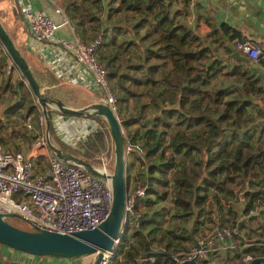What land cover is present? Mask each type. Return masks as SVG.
<instances>
[{
	"label": "trees",
	"instance_id": "1",
	"mask_svg": "<svg viewBox=\"0 0 264 264\" xmlns=\"http://www.w3.org/2000/svg\"><path fill=\"white\" fill-rule=\"evenodd\" d=\"M176 2L62 1L78 37L84 42L98 36L103 38L98 56L109 70V82L118 100L119 118L131 148L127 164L128 190L138 185L147 186L145 197H140L136 204L137 211L143 214L140 227L137 228L129 217L119 245L123 264L137 258H148L142 264H170L169 256L155 253L154 249L162 246L168 254L183 252L185 245L182 243L192 242L194 235L200 232V220L195 222L193 231L190 228L182 233L163 230L157 220L161 213L149 209L157 203L151 195L165 200L172 194L173 203L181 210L180 216L187 221L203 216L209 196H214L222 207L220 198L237 196L243 199L241 194L249 185L250 191L244 200L250 199L244 203L239 216L230 208L226 214L221 212L218 217H209L217 228L239 220L243 233L246 221L256 217L241 220L252 207L251 201L256 196H264V191L252 190L264 182V138L260 140L257 128H251L252 122L260 115L264 116V98L259 102L251 98L264 97L258 75L259 64L264 69V57L259 59L258 66L256 63L231 66L229 62L234 50L226 46L225 57L216 58L210 65L207 61L216 46L207 45L205 39L186 23L192 0ZM0 19L16 46L22 48L18 28L10 25V16ZM221 29L226 41H249L229 24H222ZM217 34L218 31L213 30L208 35L213 38V43L217 41ZM24 55L29 64L38 60L28 53ZM9 60L11 58L0 42V100L8 92L16 98L7 107L4 118H0V141L5 144L4 133L12 116L24 119L28 114L41 113L28 84L21 80L13 84L3 77ZM223 68H229L223 76L234 79L236 88L210 80ZM58 93L60 95L55 93L58 100L73 105L63 98L69 95L66 89ZM56 113L60 112L48 109L49 132L59 148L99 166L103 153L110 152L111 148L112 135L106 120L87 116L97 121L98 128L72 146L58 136L53 123ZM260 129L264 132L263 121ZM141 153L146 161L140 158ZM137 163L145 169L139 167L137 171ZM211 189H215V194L210 192ZM260 211L264 215V208ZM211 212L214 211H207L208 214ZM232 213L234 220L226 216ZM261 226L264 228V224ZM262 252L256 247H242L229 255L233 256V263L250 264L243 261L244 257L247 254L258 256ZM78 259L70 258L68 264H76Z\"/></svg>",
	"mask_w": 264,
	"mask_h": 264
},
{
	"label": "built area",
	"instance_id": "2",
	"mask_svg": "<svg viewBox=\"0 0 264 264\" xmlns=\"http://www.w3.org/2000/svg\"><path fill=\"white\" fill-rule=\"evenodd\" d=\"M50 1L54 13L35 10L30 2L22 4L18 11V20L30 38L31 51L41 58L61 83L81 87L95 94V103L109 106L119 118L118 100L109 82V70L98 56L99 47L103 42L102 36L84 42L78 37L71 19L65 13L62 1ZM63 27L69 29L72 39L60 32ZM237 45L253 62H258L264 57L263 47L257 43L247 41L238 42ZM8 66L9 72L15 70L13 63ZM53 123L58 136L72 146L98 128V123L93 118L70 116L61 112L54 114ZM75 124H78L75 129H69ZM24 125L35 136L32 144L34 155H41L50 150L46 114L37 117L32 113L28 114ZM129 145L128 153L131 150ZM139 155L146 161L142 153ZM110 161L111 157L104 152L102 163L99 165L103 166L98 170L106 175L112 174L108 170ZM146 189L147 186L138 185L130 190L127 196L126 213L128 218L133 219L137 228L140 227L142 213L137 211L136 204L140 197H145ZM251 203L252 207L243 218L262 213L260 209L264 208V196H256ZM112 207L113 188L108 177L97 176L77 163L59 159L55 154L49 158L48 166L40 167L23 151L6 150L0 144V212L15 214L14 217L21 218L28 226L27 229L70 234L96 229L109 217ZM9 218L12 217L7 219ZM240 224L238 220L223 228L196 233L192 247L186 252L168 254L165 247L160 246L156 253L169 256L171 264H189L191 260L198 264H222L225 251L238 250L243 246L241 242L234 243L233 239L238 235L244 240V247H264V238L255 237L248 240L241 231ZM121 239L122 237L115 240L113 250L103 252L100 264L120 262ZM1 246L0 244V258L4 260ZM262 251L258 256L264 257V249ZM98 254L99 251L94 254L96 258ZM21 255L29 258V261L22 263L51 264L48 257H37L25 252H21ZM254 257L247 254L244 261L251 262ZM146 260L148 258H137L128 264H142ZM8 261L11 260L5 262Z\"/></svg>",
	"mask_w": 264,
	"mask_h": 264
},
{
	"label": "water",
	"instance_id": "3",
	"mask_svg": "<svg viewBox=\"0 0 264 264\" xmlns=\"http://www.w3.org/2000/svg\"><path fill=\"white\" fill-rule=\"evenodd\" d=\"M169 3L176 4V0H166ZM0 42L5 48L14 63L19 69L22 76L28 83L31 91L37 101L44 108V112L48 117L47 105L54 103L57 110L63 114L87 117L99 116L106 120L111 131L114 146V168L113 173L106 175L98 170L94 164L84 158L74 156L73 154L56 147L50 140V147L55 155L64 161L77 163L86 168L91 173L108 177L112 181L113 188V207L109 217L100 225L99 228L83 230L74 233H61L48 230H30L19 227L10 222L7 218L14 217L15 214H4L0 212V244L11 247L17 251L25 252L37 257H55L57 259L81 258L86 255H94L99 251L97 258L93 264H100L104 251H111L114 248L115 240L122 237L125 231L128 216L126 213V201L128 196L127 186V138L123 130L120 119L105 104L93 103L83 108H74L61 102L56 97H49L43 91L36 78L26 56L16 46L10 34L0 20ZM240 58L248 60L239 51H235L231 58ZM52 107V106H51ZM49 125V117H48ZM250 191V186L242 192V198ZM193 231V230H192ZM0 264H26L22 262L12 261ZM189 264H198L195 260L189 261ZM250 264H264V257L255 256Z\"/></svg>",
	"mask_w": 264,
	"mask_h": 264
},
{
	"label": "crops",
	"instance_id": "4",
	"mask_svg": "<svg viewBox=\"0 0 264 264\" xmlns=\"http://www.w3.org/2000/svg\"><path fill=\"white\" fill-rule=\"evenodd\" d=\"M28 2L33 4L35 10H38V11L43 10L49 13H54L50 0H0V18L1 17L6 18L8 15L10 16V18L12 19V21L10 19V25L12 27L15 26L16 28H18V33L20 35L21 44H22L21 47H23L25 50L19 47L18 48L23 52V54L28 53L36 57L38 60H35V62H38V64L43 68L46 76L47 74L49 75L47 76V78L49 79L50 77H52L55 80V82H57L52 86L50 84L49 86H45L44 88L57 87L58 85L73 87V86H69L67 84L61 83L59 79L51 72L48 66L42 62L41 58L37 54L31 51L29 47V39H30L29 35L24 30V28L22 27V25L20 24L18 20V11L21 5L26 4ZM197 4H199V6H197ZM193 5L197 7L195 8L196 13L194 17H196V14H198V17H199V22L196 23V26H195V32L199 34L200 36H201L200 33L202 32L205 34L206 36L205 41H207V45L216 46V48L217 47L223 48L222 50L221 49L219 50L218 48L215 50V51L219 50L218 54H220L221 57H225L226 53L224 52V47L226 48V46H228L230 49L234 50V52L239 51L241 55H244L248 58V60L240 59L239 57L235 59L232 58L229 62L231 66H238L242 63H249L250 65H253L254 63H256V66H258L259 63L253 62L247 56V54L243 53L238 48L237 44L238 42H241L240 39H235L230 42L225 40L227 38L223 39V36L221 35L222 33L221 27H222V24H229L231 27L238 29L240 33L242 34V36L247 38L246 40H249V41H252L254 43L261 45L264 50V0H192V6ZM213 30L218 31V34L216 35L217 41L215 43L212 42L213 38L208 36L209 33L212 32ZM60 32L63 33L69 39L73 38L71 32L69 31L67 27L61 28ZM238 60H241L244 62H238ZM227 62H225V64H227ZM11 63H13V61L9 60L8 65ZM8 65L6 67V71L9 68ZM7 73L11 76V79L22 77L21 76L22 74L17 67H15V70L12 69L10 72L8 69ZM258 75L261 77V80H262L261 82L264 87V69L260 67V64L258 66ZM35 76L38 79L40 86H43L41 81L37 77V75ZM73 88L84 91L85 93L89 94L94 100L96 98L95 94H92L90 91L86 89H83L81 87H73ZM262 98H264L262 95L258 96V98L255 99V102H259L260 99ZM7 107L8 106H5L2 109V112H1L2 116L0 118H4V114H5ZM258 121H263V119H258ZM77 126L78 124H75L69 129H75ZM27 133L28 134H25L22 136V134L16 133V130L10 129V126H8L7 131L4 133L7 143L5 144L4 142L2 143L0 141V144H2L6 150L23 151L24 154H26V156L31 157L37 163V166L41 165L40 164L41 159L48 160L49 162V158L54 155L53 151L51 150L52 148L50 147V150H48L44 154L34 155L33 150H32V144H33V140L35 136L29 131ZM256 134H258V136L260 135V138H264V132H261L260 129H257ZM256 138H257V135H256ZM190 162L191 161L188 159L187 164H189ZM139 165L140 164L137 163V169H138L137 171H139V167L140 169H143V168L145 169V167L139 166ZM263 187H264V182L262 183L261 187L254 186L252 190L253 191H257V190L264 191ZM211 190L214 191V189H211ZM242 220H244V218ZM261 231H263L262 228L260 231H257V228H256L254 230V234L257 233L256 237L263 239L264 234L262 235L263 232ZM244 236L246 235L244 234ZM191 243H193V240ZM1 245H2L1 252L4 256V260H1L0 258V262L9 263V262H12L13 260L17 262L29 261V258L21 255V252H17V250L11 247H8L6 245H3V244ZM253 247L259 248V251H262L264 249V247L261 245L253 246ZM9 259L11 261L5 262L6 260H9ZM65 261L66 260L60 259L59 261H55L54 263H51V264H66V263L68 264L70 262V261H66V262ZM120 263L123 264L124 263L123 260L122 262L120 261L116 264H120ZM39 264H46V263H39Z\"/></svg>",
	"mask_w": 264,
	"mask_h": 264
},
{
	"label": "rangeland",
	"instance_id": "5",
	"mask_svg": "<svg viewBox=\"0 0 264 264\" xmlns=\"http://www.w3.org/2000/svg\"><path fill=\"white\" fill-rule=\"evenodd\" d=\"M195 8H197L195 5H193V6L191 5L189 7V10H188L189 14H188V16L186 18V23L189 26H191L192 28H194V30H195L196 23L199 22L198 14H196V17H194V15L196 13ZM199 10H201V9H199ZM19 32H20V30H19ZM200 34H201V36L204 39L206 38V36H205V34L203 32L200 33ZM205 42L207 43V41H205ZM22 49L25 50L23 47H22ZM218 49L222 50L223 48H218ZM219 50L213 52V55H211V58L208 59L207 63H210V65H213L215 59L221 57V55L218 54ZM30 65H31L32 70L34 71L35 75H37V77L39 78V80L41 81V83L43 85V86H41L42 87V91L47 96L56 97L55 93L60 95L58 92H60V90L64 91L66 89V92H68L69 95L63 96V98L69 100L70 103L73 104V105L67 104L68 106H72L74 108H83V107H87V106H90L93 103H95V100L89 94L85 93L82 90L73 88V87L58 85L57 87L44 88L45 86H49L50 84L52 86V85H54L57 82H55V80L52 77H50L49 79L47 78V76H49V75L47 74V76H46L43 68L38 64V62H35V61L32 60ZM227 71H229V68H223L221 70V72L218 73V75H216L215 77H210V80L213 83H217V84H222V83L226 84L227 83V85L229 87L236 88V82H235L234 79H231L230 76H223L224 75L223 73H225ZM3 77L5 79L8 78L9 81L12 82L13 84L15 82H17L18 80L24 81L26 84H28L26 82L25 78H23V76L21 78L17 77V78L11 79V76L7 73V71H6V74H4ZM70 89H71V91H70ZM251 98H254V97H251ZM257 98L258 97H256L255 99H257ZM15 100H16V98L12 97V95L9 92L5 95V97L3 99L0 100V117L2 116V114H1L2 109L5 106H9V105L13 104ZM36 101H37V99H36ZM37 104L40 105V103L38 101H37ZM51 106L47 105V110L48 109H53V107H56V105L54 103H52ZM40 110H41V113L35 114V116L36 115L38 116V115L43 114V113L45 114L44 108L41 105H40ZM47 113H48V111H47ZM258 119H263V122H264V116L263 115H260ZM258 119H256L254 122L251 123L252 130H255V127L257 129H260V125H261L262 121H258ZM23 122H24L23 117H21V116L18 117L16 115L12 116L11 117V124L9 125L10 129L16 130V133L22 134V136L25 135V134H28L27 133L28 131L26 130ZM123 130H124L126 138H127V144L126 145L128 146V144H129L128 134H127V132H126V130L124 128H123ZM0 135H2V133ZM48 139L56 147H59L57 145L56 141H55V138L50 135V132L48 133ZM260 140H261V138H260ZM109 151L110 152L106 151V153H108V155L111 157V161H110L111 164H110V167L108 168V170L113 173L114 162H115L113 141H111V148L109 149ZM53 153H54V151H53ZM180 157L181 156H179V158ZM128 159H129V156H128ZM40 164H41L40 167H44V166H48L49 162H48V160L41 159L40 160ZM94 166H96V165H94ZM102 166L103 165L96 166V167L97 168H102ZM168 190L171 191V187H169ZM210 192H214V194H215L216 191L214 189V191L210 190ZM219 197H221V196H219ZM150 198L155 200V202H157V203L154 204V206L152 208H149V209H152V211L156 210V211H159L161 213V216L157 217V220L159 222H161L160 226L163 228V230H177L178 233H182L184 229L187 230V229L190 228L192 230L194 228L195 222L197 220L202 221V223L200 225V232H202V233L210 232L214 228H217V225H216L215 221L210 220L209 217H211V216L212 217H215V216L218 217L221 212L226 214L227 211L230 208L235 210L236 215L239 216V213L241 212L242 207L244 206V203L249 201V199H250V198H247L246 200H244V198L241 199V198H238L237 196L226 197V198L222 197V198L219 199V201L222 202V207H220L219 202L217 201V199L214 196L213 197L209 196L207 201H206V203H205V205H204L206 207V211L204 212L203 216L201 218H196V219L194 218V219H189V220L186 221L185 218L180 216L181 210L177 207V205L175 203H173V195L172 194H169L166 197L165 200H160L155 195H151ZM207 211H209V212L210 211H214V212H211L212 214H208ZM226 216H229L230 218H232V220L235 219L234 213H232L231 215L227 214ZM8 220L10 222H12L13 224L18 225L19 227H22V228H27L28 227L23 222V220H21V218H19V217H12V218H9ZM246 224L247 225L245 227V233L244 234L246 235L247 238H249L248 240H250L251 238L253 239V238L256 237L257 233L254 234V230L256 228L257 229H261L262 228L263 229V231H261V232H263L262 235L264 234V228L261 226V225L264 224V215H262V213H259L258 215H256V217L254 219H249L248 221H246ZM131 232H133V231H131ZM247 232L250 233V234H247ZM233 240H234L235 244H238V243L241 242L240 244L243 245L242 247L244 248V243L245 242H244V240L242 239L241 236L238 235ZM182 244L185 245V247H183V249H182V250H185L183 252H186V250L188 251L192 247V243L191 242H185V243H182ZM227 244H228V242H227ZM241 248H239V249H241ZM154 250L156 251L157 249H154ZM17 252H20V251H17ZM236 252H237V249L234 250V251H232V250H229L228 252L225 251V257L222 260V264H228V263L229 264H240V261H236L234 263L232 261L233 256L231 257V255L235 254ZM173 253H177V252H173ZM229 254H231V255H229ZM48 258H50V259H48V261L50 260L49 263H54L55 261H59L60 260V259H56L55 257H52V256H49ZM95 258H96L95 255H86L84 257H81L78 261H76V264H91V263L93 264L94 261H95ZM66 260L69 261L70 259L66 258ZM122 260L124 262L123 255H122V259L120 261L122 262ZM244 262L251 263L250 261H244ZM72 263H74V262H72ZM170 264H171V262H170Z\"/></svg>",
	"mask_w": 264,
	"mask_h": 264
}]
</instances>
